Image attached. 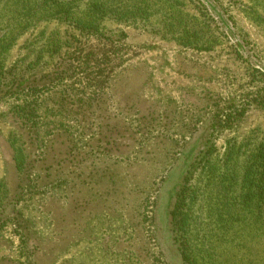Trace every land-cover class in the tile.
Here are the masks:
<instances>
[{"label": "rangeland", "instance_id": "rangeland-1", "mask_svg": "<svg viewBox=\"0 0 264 264\" xmlns=\"http://www.w3.org/2000/svg\"><path fill=\"white\" fill-rule=\"evenodd\" d=\"M20 1L0 0V34ZM148 1L151 20L105 19L116 44L50 19L10 51L28 76L46 46L47 76L1 85L0 264H264V211L219 177L229 146L264 138V0ZM185 184L202 190L179 229Z\"/></svg>", "mask_w": 264, "mask_h": 264}, {"label": "trees", "instance_id": "trees-1", "mask_svg": "<svg viewBox=\"0 0 264 264\" xmlns=\"http://www.w3.org/2000/svg\"><path fill=\"white\" fill-rule=\"evenodd\" d=\"M76 0H21V9L19 12L15 13V17L10 24V29L13 31L9 34H0V89L2 84H10V90L18 91L22 89L25 92H34L32 95L40 92L34 83L40 82L47 75H43L41 70H44V58L46 46H41L39 49H30L33 43L28 45L31 50L30 54H33V60L31 59L28 64V70L32 71L28 76L23 74H17L16 70H20L19 63L15 62L11 66H7V59L10 51L16 45L18 38L23 35L27 30L36 27L42 21H48L50 19H57L66 22L69 26L77 29L79 31L86 32L88 34H93L96 36H103L106 40L111 43H117L121 40L114 39L113 33H104L102 29L103 23L106 18H113L121 22H131V23H141L147 20H151V14L154 13V5L148 0H138L135 4H125L121 1L116 0H92L87 3L84 9H80L78 5L75 4ZM118 2V3H117ZM18 3V4H20ZM80 9V10H79ZM161 9V8H158ZM82 10V11H81ZM80 12V13H79ZM175 13L169 14L163 19V24L166 27L175 28ZM45 31H41L40 35L37 36L38 40L45 37ZM36 38V39H37ZM50 39L52 46L56 47V51L60 49L59 42L54 36L48 37ZM37 40V42H38ZM181 41L190 42L189 38L181 37ZM48 45V44H47ZM112 45V44H111ZM117 46V45H116ZM112 45V49L116 48ZM52 52H55L51 48ZM48 51V50H47ZM113 54L116 52L113 50ZM111 54V55H113ZM106 56L105 60H100L94 64L97 66H108L111 63H117L116 60L121 57ZM21 61L26 63L27 57ZM85 63L90 61V58L84 56ZM50 75V74H48ZM53 75V73H52ZM37 84V83H36ZM42 90V89H41ZM35 106V105H33ZM28 112L34 110V107L28 106L26 108ZM29 114V113H28ZM258 137V136H257ZM256 137V139H258ZM258 142L247 141L242 142L240 145L235 143L227 148V151L223 153L219 159L220 161L229 164L226 171H219V177L222 180L233 181L232 184H222L223 192L229 190L234 184L238 185V188L246 192L250 196V199L255 200V209L260 212L264 211V138ZM206 155V153H205ZM204 155V156H205ZM244 157L243 171H237V166L240 163V159ZM21 157V158H20ZM18 160L23 165L24 156L21 155ZM205 171V168H204ZM206 173V172H204ZM209 175H215L214 171L208 173ZM193 185V184H192ZM192 185L185 184L178 194L177 202L175 208L172 211L173 221L175 226L179 229H185L188 223V215L190 204L194 202L197 194L202 190V186L195 184L192 190ZM190 201V202H189ZM256 212V211H255ZM28 241H24L26 245Z\"/></svg>", "mask_w": 264, "mask_h": 264}]
</instances>
